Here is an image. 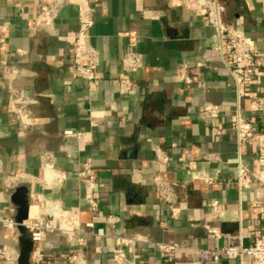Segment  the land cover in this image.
<instances>
[{
    "label": "crops",
    "instance_id": "0c3cea01",
    "mask_svg": "<svg viewBox=\"0 0 264 264\" xmlns=\"http://www.w3.org/2000/svg\"><path fill=\"white\" fill-rule=\"evenodd\" d=\"M218 2L223 22L264 54L260 0ZM35 3L0 0V215L14 213L10 196L23 185L29 190L28 219L52 214L56 205L77 213L83 232L102 230L104 236H88L79 247L85 264H113L118 246L142 263L236 264L224 256L202 261L199 249L246 247L264 235V196L254 184L240 192L235 185L238 161L255 173L262 168L264 114L251 97L264 102V76L242 87L237 102L234 81L215 51L214 30L185 0H87L93 20L87 44L97 60L89 85L71 63L78 7L58 11L53 34H31ZM131 46L140 66L124 69ZM9 69L16 73L10 85L35 99L34 126L26 134L7 112L9 82L3 72ZM121 81L128 85L120 87ZM206 104L222 110L213 125L199 118ZM237 104L241 116L260 129L259 136L241 143L232 129ZM65 131L74 134L64 136ZM44 153L52 158L49 174ZM210 154L216 160L206 159ZM86 161L97 176L96 214L77 179ZM15 173L29 178L7 187L5 180ZM155 178L173 189V205L161 199ZM212 201L220 216L212 214ZM109 217L118 221L110 224ZM43 247L50 256L42 264H67L76 245L55 235Z\"/></svg>",
    "mask_w": 264,
    "mask_h": 264
},
{
    "label": "built area",
    "instance_id": "2783aa9c",
    "mask_svg": "<svg viewBox=\"0 0 264 264\" xmlns=\"http://www.w3.org/2000/svg\"><path fill=\"white\" fill-rule=\"evenodd\" d=\"M185 2L187 5L198 10L207 25L214 30L217 38L215 51L219 55L223 68L234 81L238 102L242 95L241 88L264 76V54L257 52L253 44L240 31L228 27L223 22L218 0H185ZM260 2L264 7V0H260ZM68 5L78 7V27L71 47V63L75 73L84 79L87 84L91 85L96 78L95 67L97 60L94 51L87 44L89 30L93 24L92 14L87 5V0H36L33 24L30 27V32L33 34L43 31L53 34L55 32L54 19L58 11ZM2 41L0 38V42ZM17 53L19 55L24 54L21 50H18ZM122 66L124 69H134L140 66V61L133 52L132 46L123 58ZM3 76L9 82V98L6 104L7 112L19 132L23 134L29 133L34 126L31 106L35 104V99L25 95L21 89L14 88L10 85V82L16 76L13 69L5 70ZM180 77L185 82H188L184 69L180 70ZM127 85L126 81L120 82V87ZM251 101L256 106L257 111L264 114V102L258 97H251ZM221 114L222 110L219 106L206 104L202 106L198 115L203 123L213 125ZM232 129L238 143L260 135V129L250 120L241 116L238 104L232 116ZM214 133L218 135L219 131L215 130ZM73 134L71 131H65L63 133L64 136H73ZM165 159V157H157V160L164 161ZM206 159L216 160L212 154L208 155ZM260 159L262 168L256 173L252 172L241 161L236 163L235 185L239 192L250 188L254 184L264 196V150L260 153ZM41 160L44 168L51 171V156L44 153L41 156ZM196 177L202 180L207 186L213 184V181L209 178L200 175H196ZM28 178L29 176L26 174L15 173L5 180V184L7 187H12L16 183L28 180ZM77 179L84 187L83 199L85 204L92 214H96L98 211V202L95 198L97 176L88 161L83 164L81 170L77 173ZM154 184L161 199L167 204L173 205L175 203L173 189L162 183L158 178L154 179ZM37 198L39 199V197ZM210 207L214 216H220L221 211L216 201H212ZM171 211L175 215L177 209L172 208ZM12 216L13 214L0 215V264H16L17 262V231ZM117 221V218H108L110 224ZM23 225L33 244L30 257L31 264H42V261L47 256H50V254L45 252L43 247V244L49 236L61 235L69 243L76 245V248L66 258L67 264H85L84 257L79 249L84 244L85 238L94 235L104 236L102 230H98L96 233L92 231L83 232L78 214H70L56 205L53 206L52 214L27 219ZM84 227L91 230L93 225L92 223H87ZM203 227L208 233L218 237V234L207 225L204 224ZM131 242V240L127 239L121 240L122 244ZM159 248L163 251H169L171 249L170 247L162 245ZM199 255L202 261L216 262L221 256H224L228 260L236 261V264H264V235L255 236L253 242L246 247L200 248ZM111 260L113 264H151L138 262L129 258L123 246H118L112 250Z\"/></svg>",
    "mask_w": 264,
    "mask_h": 264
},
{
    "label": "water",
    "instance_id": "95a60500",
    "mask_svg": "<svg viewBox=\"0 0 264 264\" xmlns=\"http://www.w3.org/2000/svg\"><path fill=\"white\" fill-rule=\"evenodd\" d=\"M29 190L23 185L17 186L10 196V203L14 208L12 220L16 225L17 231V245L16 251L18 254L16 264H31L30 257L33 248V244L28 237L26 228L23 223L28 219L29 202H28ZM221 241L219 244L221 245Z\"/></svg>",
    "mask_w": 264,
    "mask_h": 264
},
{
    "label": "bare ground",
    "instance_id": "6f19581e",
    "mask_svg": "<svg viewBox=\"0 0 264 264\" xmlns=\"http://www.w3.org/2000/svg\"><path fill=\"white\" fill-rule=\"evenodd\" d=\"M46 173L49 174V170H47Z\"/></svg>",
    "mask_w": 264,
    "mask_h": 264
}]
</instances>
